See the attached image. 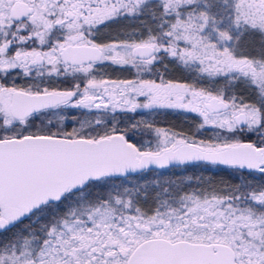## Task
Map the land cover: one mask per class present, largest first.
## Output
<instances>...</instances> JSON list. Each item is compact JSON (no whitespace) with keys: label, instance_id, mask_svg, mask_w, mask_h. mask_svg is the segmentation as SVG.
Segmentation results:
<instances>
[{"label":"snow or ice","instance_id":"6c2138e0","mask_svg":"<svg viewBox=\"0 0 264 264\" xmlns=\"http://www.w3.org/2000/svg\"><path fill=\"white\" fill-rule=\"evenodd\" d=\"M0 264H264V0H0Z\"/></svg>","mask_w":264,"mask_h":264},{"label":"trees","instance_id":"16d2710c","mask_svg":"<svg viewBox=\"0 0 264 264\" xmlns=\"http://www.w3.org/2000/svg\"><path fill=\"white\" fill-rule=\"evenodd\" d=\"M157 119L160 120V122L162 123H175L177 125L180 124L179 118L174 114L160 116V117H157ZM178 174L180 173L178 172ZM189 174L201 175L202 170L193 169L189 172ZM203 175L205 176L213 175L216 179H220L223 176V178L228 179V177L225 174L217 173L215 169H213L211 172H203Z\"/></svg>","mask_w":264,"mask_h":264}]
</instances>
